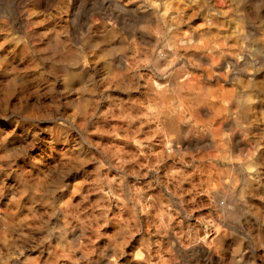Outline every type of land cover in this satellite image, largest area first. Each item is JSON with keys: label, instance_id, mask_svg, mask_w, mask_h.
Listing matches in <instances>:
<instances>
[{"label": "rangeland", "instance_id": "374dc122", "mask_svg": "<svg viewBox=\"0 0 264 264\" xmlns=\"http://www.w3.org/2000/svg\"><path fill=\"white\" fill-rule=\"evenodd\" d=\"M0 264H264V0H0Z\"/></svg>", "mask_w": 264, "mask_h": 264}]
</instances>
